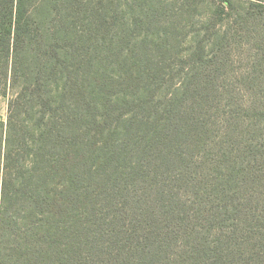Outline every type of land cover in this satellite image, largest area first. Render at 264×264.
<instances>
[{
	"label": "trees",
	"instance_id": "1",
	"mask_svg": "<svg viewBox=\"0 0 264 264\" xmlns=\"http://www.w3.org/2000/svg\"><path fill=\"white\" fill-rule=\"evenodd\" d=\"M0 84V264H264V0H0Z\"/></svg>",
	"mask_w": 264,
	"mask_h": 264
},
{
	"label": "rangeland",
	"instance_id": "2",
	"mask_svg": "<svg viewBox=\"0 0 264 264\" xmlns=\"http://www.w3.org/2000/svg\"><path fill=\"white\" fill-rule=\"evenodd\" d=\"M197 2H199V0H196ZM199 5V4H198ZM203 10L206 11V8L202 7L201 5L199 6V15L201 13H203ZM199 15L195 18V19H199ZM1 85V84H0ZM2 85L0 86V119H4L6 116V106H7V101L9 99V97L11 96V92L8 91V95L7 96H3L2 93Z\"/></svg>",
	"mask_w": 264,
	"mask_h": 264
}]
</instances>
